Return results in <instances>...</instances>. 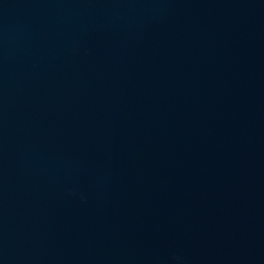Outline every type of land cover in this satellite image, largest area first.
I'll return each mask as SVG.
<instances>
[{"label":"water","instance_id":"95a60500","mask_svg":"<svg viewBox=\"0 0 264 264\" xmlns=\"http://www.w3.org/2000/svg\"><path fill=\"white\" fill-rule=\"evenodd\" d=\"M0 264H264V0H0Z\"/></svg>","mask_w":264,"mask_h":264}]
</instances>
